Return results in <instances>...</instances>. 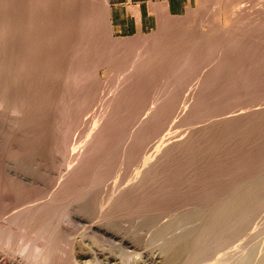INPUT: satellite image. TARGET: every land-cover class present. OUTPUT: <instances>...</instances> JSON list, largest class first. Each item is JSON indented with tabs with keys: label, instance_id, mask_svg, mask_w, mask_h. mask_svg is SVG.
<instances>
[{
	"label": "rangeland",
	"instance_id": "rangeland-1",
	"mask_svg": "<svg viewBox=\"0 0 264 264\" xmlns=\"http://www.w3.org/2000/svg\"><path fill=\"white\" fill-rule=\"evenodd\" d=\"M41 251L264 264V0L125 37L110 0H0V264Z\"/></svg>",
	"mask_w": 264,
	"mask_h": 264
},
{
	"label": "crops",
	"instance_id": "crops-1",
	"mask_svg": "<svg viewBox=\"0 0 264 264\" xmlns=\"http://www.w3.org/2000/svg\"><path fill=\"white\" fill-rule=\"evenodd\" d=\"M199 0H110V20L118 36H133L157 29L166 19L183 16Z\"/></svg>",
	"mask_w": 264,
	"mask_h": 264
},
{
	"label": "bare ground",
	"instance_id": "bare-ground-1",
	"mask_svg": "<svg viewBox=\"0 0 264 264\" xmlns=\"http://www.w3.org/2000/svg\"><path fill=\"white\" fill-rule=\"evenodd\" d=\"M114 44H115V43H114ZM118 45H119V44H118ZM119 46H120V45H119ZM137 63H138V62H137ZM75 218H76V217H75ZM76 219H78V218H76ZM79 219H80V218H79ZM65 220H66V219H65ZM103 230H104V229H103ZM105 230H107V229H105ZM105 230H104V231H105ZM105 232H106V231H105ZM107 232H108V231H107ZM112 235H113V234H112ZM112 235H111V237H113ZM114 238H115V237H114ZM120 240H122V241L125 242V241H126V237H121ZM128 242H129V241H128ZM126 243H127V242H126ZM41 253H43V254H41V255H43V257L40 258V260L37 259V260H38L37 263H38V262H40V263H45V262H46V264H47V261H48L47 259H48V257H46V253H44V252H42V251H41ZM38 257H39V256H38ZM26 258H27V257H26ZM36 258H37V257H36ZM36 258H35V259H36ZM27 259H28V258H27ZM3 260H4V259H3ZM28 260H29V259H28ZM33 261H34V260H33ZM23 262H24V261H23ZM28 262H29V261H28ZM32 263H33V262H32ZM20 264H21V263H20ZM22 264H23V263H22ZM25 264H26V263H25ZM27 264H28V263H27ZM33 264H34V263H33ZM38 264H39V263H38Z\"/></svg>",
	"mask_w": 264,
	"mask_h": 264
}]
</instances>
